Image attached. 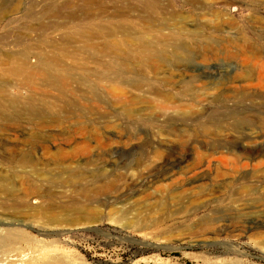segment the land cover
<instances>
[{
	"label": "rangeland",
	"instance_id": "rangeland-1",
	"mask_svg": "<svg viewBox=\"0 0 264 264\" xmlns=\"http://www.w3.org/2000/svg\"><path fill=\"white\" fill-rule=\"evenodd\" d=\"M5 1L6 9L0 11V39L4 41L0 50L21 51L22 45L15 44L8 30L19 33L22 28L19 23L9 21L20 17L24 22L28 7L38 11L48 0ZM55 1L60 6L65 0ZM69 1L76 5L79 0ZM94 1L95 16L82 14L67 25L68 29L75 32L82 27L94 34L106 32V42L112 40L118 55H94L84 50L81 56L67 60L75 76L86 80L83 87L86 98L78 99L82 89L78 92L79 82L75 78L67 85L64 101L59 99L57 89L47 94L38 89H9V98L0 100L5 115L13 113L6 108L7 99L17 100L22 107L34 106L53 120L61 118L65 107L76 113L70 107L76 102L80 104L78 108L83 107V113L81 117L72 114L69 119L45 127L29 123L33 120L21 115L17 125L1 128L0 173L26 174L15 179L16 193L21 199L15 204L22 205L26 195L41 189L55 196L47 205L82 201L91 205L88 208L97 220L77 223L79 213L72 209L55 210L56 222H50L48 217L35 218L33 222L16 218L10 222V228L19 232L18 244L41 251L46 256L45 264H264V151L255 152L256 145H264V89H252L256 96L246 107L248 113L242 119L239 117L232 130L212 131L203 137L209 143L218 137L223 142V134L231 132L247 145L249 155L224 152L206 158L194 150L188 153L167 150V144H183L168 133L172 121L149 116L141 103H134L127 117L116 101L130 88L134 92L131 82L141 85L142 96L152 101L155 93L146 91L144 85L154 88L170 72L149 69L144 75L128 73L122 65L123 28L127 21L125 0ZM132 1L136 4L141 0ZM149 1L154 5L157 0ZM172 1L177 7L182 3ZM242 3L234 0L229 12L240 25H246L252 18L249 6L258 10L257 16L264 17V0ZM155 10L154 6L152 26ZM146 17L144 10L134 11L133 31L148 20ZM65 20L66 13L45 17L43 28L34 26L28 32L27 36L34 41L27 44L35 43L40 34L59 41L63 30H55L53 24ZM260 26L251 24L246 29L259 35L248 33L255 47L262 49L261 55L247 52L245 56L213 64L195 63V72L212 73L216 77L213 82L202 78L194 84L193 76L183 78L185 85L190 83V90L179 98L192 103L196 94L208 97L203 111L195 113L200 120L223 116L243 106L240 94L225 83L226 75L237 77L252 70L264 76V32ZM111 30H115L113 34ZM34 52L28 51V59H34ZM170 77L174 87L179 88L176 73ZM202 87L206 89L201 91ZM220 92L224 106L220 105ZM93 95L95 99L89 101L87 98ZM78 122L84 126L83 133L78 131ZM176 124L183 128L186 123ZM244 133L249 136L243 138ZM199 143L186 142L190 146ZM145 145L156 147L157 152L141 151ZM235 162L236 169H232ZM243 162L247 166H241ZM22 170L26 173H21ZM84 189L88 191L83 192Z\"/></svg>",
	"mask_w": 264,
	"mask_h": 264
},
{
	"label": "bare ground",
	"instance_id": "bare-ground-1",
	"mask_svg": "<svg viewBox=\"0 0 264 264\" xmlns=\"http://www.w3.org/2000/svg\"><path fill=\"white\" fill-rule=\"evenodd\" d=\"M181 1V5L177 7L172 0H166V2L157 0L154 5L149 0H141L136 4L132 0H125L127 21H125L126 25L124 24L123 28V68H126V71L130 74H143L149 69H164L170 72V76L175 72L178 77L176 84L179 85V88L174 87L175 82L169 75L164 76L159 83L160 86L156 85L158 87L148 88L147 85H144L146 91L151 93L154 91L155 93L154 99L147 101L142 96L141 92L144 90L141 89L142 86L131 82L130 85L134 88V92L130 88L128 93L125 91L120 97L121 99L116 102L121 104L127 117L133 111L134 103H141L149 116L161 117L163 120L172 121V123H169L171 127L168 128V133L174 135L175 140L179 144H183L180 146L167 144L166 149L169 151L188 153L194 150L199 155H205L206 158H211L215 155L220 156L224 152L232 155H238V152L243 153V155H249L250 153H247L249 151L247 145L240 143L239 137L235 138L231 132L223 134V142L218 137L211 139L209 143V140L203 137H206V134L212 131L225 133L232 130L236 126L239 117L242 119L243 116L247 115L246 107L253 102V97L256 96V92L252 89H264V76L262 74L246 70L242 76L231 77L228 74L224 77L225 83L240 94L243 106L237 111H227L223 116H216L215 118L202 121L200 116L195 113L203 111L202 107L207 103L208 97L203 94H196L194 102L189 103V101L184 100L183 97L179 98V96H183L190 90V83L184 84L183 78L185 76H193L192 83L194 84H198L202 78L209 79L210 82L216 80L212 73L195 72L197 67H195V63L207 62L213 64V62H218L219 60H231L237 56H245L247 52L261 55L262 49L255 47V44L251 42V36L259 37V35L251 32V30L248 32L246 28L251 24L258 26L262 24L260 27H262L264 32V17L257 16L258 10L249 6L247 9L252 14L250 24L245 22L246 25H240L229 14L231 11L230 6L234 3V0ZM240 1L243 2L242 4L249 2V0ZM55 2V0L46 1L45 5L39 6L40 9L38 11L35 10V7H28L27 9L25 7L26 20L24 22L20 17L9 21V23H19L22 28L19 33H12L11 30H8V33L14 37L15 44L22 45V50H0V100L9 98V89L17 88V90L32 89L34 91L38 89L46 94L51 89H57L61 96L59 99L64 101V92L68 91L67 85L72 78L79 82L78 92L82 89V92L78 94V99L86 98L83 91L86 80L82 77H76L78 74L75 76L71 68L67 66V60L77 55L81 56L84 50L86 52L92 51L94 55L97 53L109 55V57L118 55L117 48L112 44V40L110 43L106 42V32L94 34L82 27H79L75 32L68 29L67 25L81 17L82 14L89 17L95 16L96 1L79 0L76 5H72L69 0H65L59 4L60 6H56ZM6 4L5 0L0 1V11H5ZM154 6L156 7V18L152 26L151 12ZM135 10H144L148 16L146 17L148 20L140 25L141 27L137 31H133L134 23L132 21V14ZM60 13H66V20L59 24H53L55 30H63L58 39L59 41H55L51 36L40 34L37 36L35 43L27 44L29 40L34 41L27 36L30 30H34V26L43 28V25H46L43 22L45 17H54ZM114 31L111 30V33L113 34ZM3 42L0 39V44ZM8 46L10 45L8 44ZM29 50L36 51V53L34 52V59H28ZM109 65H112L111 61H109ZM205 89V87H202L200 90L204 91ZM210 89L212 88L210 87ZM136 91L138 93H135ZM221 96L222 93L220 92V105L224 106ZM30 97H33V95H30ZM95 97L93 95L87 99L90 101L95 99ZM31 99L34 100V98ZM39 101H41V98ZM6 102V108L11 109L13 113L5 115L4 110L0 108V131H3L1 129L3 127L8 128L17 125L19 123L17 119L21 115H27L29 120H33L29 121V123L45 127L69 119L72 114L76 115V117H81L83 113V107L78 108L80 104L76 102L70 106L76 113H72L65 107L61 118L53 120L46 118L45 114L34 106L22 107L17 100L11 99H7ZM179 121H185L184 127L183 125L181 126L183 128H179V124H176ZM83 127V124L78 122L77 128L79 132L83 133L85 131ZM248 136V133L242 135L243 138ZM193 140L200 142L198 146L186 144V142ZM255 149V152H263L264 145L258 144ZM141 151L149 153L157 152V149L156 147L145 145ZM246 157L244 156V158ZM206 161L210 162L209 159H206ZM87 164H90V162H87ZM235 165L236 162L232 169H236ZM241 166H247V164L243 162ZM21 173H26V171L22 170ZM21 176L25 177L26 174H19L16 171H10L9 175L0 173V225L4 226V228H0V264H45L43 262H46L44 261L46 256L41 251L31 249L32 247L22 248L18 244L20 243L19 239H21L18 238L19 232L10 228V225H12L10 222L16 218L33 222V219L39 217H48V219L52 220L50 222H54L57 220L54 211L63 209L66 211L72 209L79 213V217L76 219L77 223L81 221L93 223L97 220V217L95 218L92 213L93 210L88 208L91 205L82 201L67 204H60L59 202L47 205L46 203L52 201L55 196L41 189L33 194L26 195L27 198L23 199L25 203L22 205L15 204L17 200H21L16 193L15 179ZM76 178L81 179L80 176H76ZM86 191L88 189H84L83 192ZM254 227L256 226L254 225Z\"/></svg>",
	"mask_w": 264,
	"mask_h": 264
}]
</instances>
